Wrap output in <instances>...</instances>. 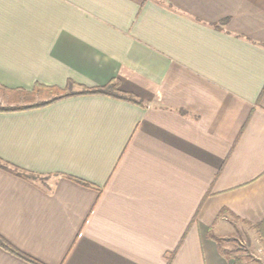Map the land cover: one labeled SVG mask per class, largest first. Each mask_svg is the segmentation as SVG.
<instances>
[{
  "label": "crops",
  "instance_id": "obj_1",
  "mask_svg": "<svg viewBox=\"0 0 264 264\" xmlns=\"http://www.w3.org/2000/svg\"><path fill=\"white\" fill-rule=\"evenodd\" d=\"M68 80L138 103L0 111V236L41 264H232L217 233L264 216V0H0V89Z\"/></svg>",
  "mask_w": 264,
  "mask_h": 264
},
{
  "label": "trees",
  "instance_id": "obj_2",
  "mask_svg": "<svg viewBox=\"0 0 264 264\" xmlns=\"http://www.w3.org/2000/svg\"><path fill=\"white\" fill-rule=\"evenodd\" d=\"M77 85L78 89H71V86ZM56 91L57 94L53 95L52 97L48 99H43L39 101H35L33 97L35 95H38L40 92L44 91ZM17 91H20V93L24 94L22 95L21 99L22 101L26 102L22 105H17L14 107L11 106H6V107H0L1 112H6V111H14V110H21V109H29V108H35V107H40L44 106L46 104H49L59 98L67 97V96H74V95H84V94H101V95H107L111 96L117 99L121 100H127L130 102L138 103V100L131 94L122 92L118 89L117 82L114 80L109 81L106 85L102 86H86V85H81V84H76L74 81L68 80L64 88H59L56 86H44L42 84L36 83L32 87L31 90H21L18 89ZM0 167L4 168L5 166L0 163ZM16 175L23 176L27 179L33 178L31 173H24V172H18L15 169H11ZM29 174V175H28ZM76 181L86 184L83 180L80 179H75ZM224 209H222L223 211ZM253 228L257 232V234L260 236V238H264V216L263 218L258 221L257 223L253 224ZM0 247L3 249L9 251L10 253L26 260L27 262H30L32 264H41L38 261L34 260L30 256L20 252L19 250L15 249L12 245H10L5 239H3L0 236ZM233 263L232 264H241L240 258L237 256H232Z\"/></svg>",
  "mask_w": 264,
  "mask_h": 264
},
{
  "label": "rangeland",
  "instance_id": "obj_3",
  "mask_svg": "<svg viewBox=\"0 0 264 264\" xmlns=\"http://www.w3.org/2000/svg\"><path fill=\"white\" fill-rule=\"evenodd\" d=\"M71 89H78V86L73 85ZM55 94L57 93L54 90L51 92L42 91L38 95H35L33 99L35 101L48 99ZM22 95L24 94L17 90L10 91L0 89V107H14L26 103L24 102L26 100H20ZM30 175L33 176V178H30L32 180L43 181V178L39 175ZM225 212L221 213V215ZM228 220L233 224L232 226L234 228L226 226L222 232L217 233V240L220 246L225 251L229 252V254L240 258L241 264H264V238H260L253 228V224H243L240 221L234 220L233 217H230Z\"/></svg>",
  "mask_w": 264,
  "mask_h": 264
}]
</instances>
